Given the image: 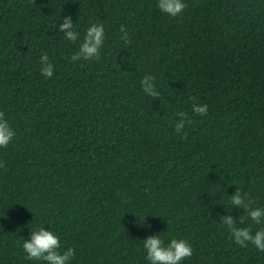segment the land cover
I'll use <instances>...</instances> for the list:
<instances>
[{"label": "trees", "instance_id": "1", "mask_svg": "<svg viewBox=\"0 0 264 264\" xmlns=\"http://www.w3.org/2000/svg\"><path fill=\"white\" fill-rule=\"evenodd\" d=\"M183 2L173 18L157 0H0V111L16 134L0 148V264H45L23 250L40 227L75 249L69 264H150L154 235L188 241L182 264H264L220 225L264 228L229 203L242 189L264 207V0ZM68 16L75 43L59 32ZM101 23L100 59L72 62Z\"/></svg>", "mask_w": 264, "mask_h": 264}, {"label": "clouds", "instance_id": "2", "mask_svg": "<svg viewBox=\"0 0 264 264\" xmlns=\"http://www.w3.org/2000/svg\"><path fill=\"white\" fill-rule=\"evenodd\" d=\"M156 7L163 13L175 18L180 16L186 9L187 5L183 0H157ZM71 16L64 18L63 23L59 26V32L64 33L66 40L75 43L79 39V34L74 30ZM121 39L127 45L131 43L129 34L125 26H121ZM105 30L104 25L92 24L87 30L83 38V42L79 45L78 51L71 56V61H79L81 59L87 61L91 59H100V49L104 46ZM40 72L45 78H51L54 75V66L50 62L47 52L40 57ZM156 78L152 75L144 76L141 81V88L145 95L153 99L160 98V92L157 90L155 82ZM195 101L194 97H189ZM207 105L198 103L192 104V112L199 116L207 115ZM176 122L174 130L177 134L184 133L187 113L179 111L176 114ZM188 123H191L188 120ZM15 131L5 118V113L0 111V148L6 149L15 137ZM184 133V138H186ZM6 163L0 161V168H5ZM229 203L232 208L242 209L247 218L257 225L264 222V207H253L256 203L252 197V193L244 192L238 189L234 195L230 197ZM240 224L245 223V216L238 218ZM220 225L227 228L230 232V239H233L240 247H247L249 244L256 249L264 252V228L253 233L250 227H237V219L231 214L220 217ZM143 247L146 251V259L150 264H182L186 258L193 255V249L188 241L183 239H172L166 246L161 236L154 235L143 241ZM60 239L51 231L40 227L33 230L30 238L24 240L23 250L27 254L26 259L43 261L45 264H69L74 259L76 251L74 248H68L61 254Z\"/></svg>", "mask_w": 264, "mask_h": 264}]
</instances>
